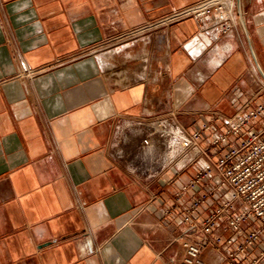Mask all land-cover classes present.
Wrapping results in <instances>:
<instances>
[{
    "label": "crops",
    "instance_id": "obj_1",
    "mask_svg": "<svg viewBox=\"0 0 264 264\" xmlns=\"http://www.w3.org/2000/svg\"><path fill=\"white\" fill-rule=\"evenodd\" d=\"M198 1L0 0V264H179L195 237L183 207L205 196L200 221L229 199L214 152L154 180L113 153L117 125L144 117L148 95L190 131L224 132L264 101V0H236L237 29L218 40L192 18L153 25ZM213 235L233 232L223 223ZM200 258L231 264L221 246Z\"/></svg>",
    "mask_w": 264,
    "mask_h": 264
},
{
    "label": "built area",
    "instance_id": "obj_2",
    "mask_svg": "<svg viewBox=\"0 0 264 264\" xmlns=\"http://www.w3.org/2000/svg\"><path fill=\"white\" fill-rule=\"evenodd\" d=\"M235 4L236 0H200L188 7L175 9L153 25L159 27L192 18L201 32L212 40H218L237 29ZM148 27L134 30L130 36L139 37ZM22 66L25 71H31L25 61H22ZM143 68L147 70V60ZM162 100L166 102L165 95ZM153 101L152 95L146 96L144 117L117 125L114 156L123 160L134 174L145 180H154L169 168L184 170L201 156L209 157L214 152L219 154L214 163L218 169L219 187L230 194L229 199L222 201L200 221L194 214L205 196L192 198L183 207L182 221L187 226L186 232L195 234V237L183 242L186 255L179 264H202L200 254L207 245L221 246L231 264H264V101L242 110L233 118L224 119V132L212 130L209 123L190 131L175 109L164 107V112L156 113L159 105L155 107ZM260 119L263 122L258 125ZM204 131L209 134L204 136ZM202 140L206 141L205 146L201 144ZM211 168V164L201 168L184 191L194 188ZM184 191L179 192V200ZM236 201L241 205L236 206ZM223 223L233 232L227 240L213 235ZM245 223H257L258 226L244 236ZM241 236H244L243 241L235 244ZM251 250H256L255 256L248 263H242Z\"/></svg>",
    "mask_w": 264,
    "mask_h": 264
}]
</instances>
